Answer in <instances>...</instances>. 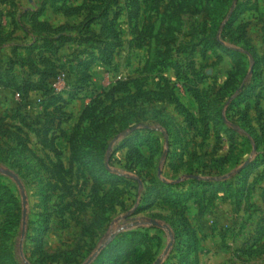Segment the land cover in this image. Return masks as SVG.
<instances>
[{
    "label": "rangeland",
    "instance_id": "obj_1",
    "mask_svg": "<svg viewBox=\"0 0 264 264\" xmlns=\"http://www.w3.org/2000/svg\"><path fill=\"white\" fill-rule=\"evenodd\" d=\"M6 1L9 5L17 2L20 9L30 7V0ZM35 1L39 7L43 0ZM242 1L248 0L91 3L120 9L116 31L121 38L112 65L104 70L102 85H92L95 91L108 89L115 83V74L130 82L116 87L118 99L106 97L84 117L81 113L72 118L80 111L70 109V120L64 124L69 131L73 129L67 139L68 154L60 150L56 155L46 142V132L42 143L37 137L39 130L49 127L46 121L53 119L52 114L38 115L32 107L18 113L19 104L13 109L0 96V182L11 192L0 206V264H83L108 241L90 263L98 264L101 252L130 230L143 236L128 252L116 246L108 251L109 259L117 264H155L158 259L159 264L180 262L182 256L175 252L178 234L184 240L192 235L191 254L183 264H264V235L257 236L264 217V180L255 185L258 178L250 177L249 199L240 206L235 202L237 186L182 204H175L170 195L192 188L193 179L234 181V175L264 152L260 129L261 122L264 126V74L263 86L246 100L254 128L232 131L229 127L237 124L225 112L226 125L217 112L225 100L235 98L221 95L222 87L229 79L238 85L231 78L236 72L234 62L216 44L217 40L234 46V38L220 28L230 11L225 15L218 11L233 9ZM9 5L12 12L15 6ZM247 7L240 21L248 22V35L264 61V0H250ZM10 19L14 27L12 17L6 23L11 28ZM15 35L17 41L22 32ZM252 63L250 58V65L237 78L240 89L244 83L254 84ZM136 95L142 98L133 104ZM172 97L197 122L189 124ZM114 106L116 112L111 109ZM206 115L210 116L208 126L201 122ZM165 127L178 132L184 143L170 147ZM150 130L158 138L154 158L132 169L129 144H136L149 157L148 146L141 143ZM134 137H140V143ZM181 146L186 148L185 163L178 157ZM169 152L177 155L168 159ZM171 163L178 166L171 167ZM5 170L15 173L23 187ZM138 209L142 210L137 213ZM243 248L249 250L240 251Z\"/></svg>",
    "mask_w": 264,
    "mask_h": 264
},
{
    "label": "trees",
    "instance_id": "obj_2",
    "mask_svg": "<svg viewBox=\"0 0 264 264\" xmlns=\"http://www.w3.org/2000/svg\"><path fill=\"white\" fill-rule=\"evenodd\" d=\"M248 1L250 3V0ZM248 1L237 3L233 9L228 7L226 11H218L219 15L223 13V15H225L230 11L229 18L224 22H220V28L222 29V33L226 32L225 35H229L234 38L235 43H231L234 46H224L220 42H217V40L216 44L221 51L229 56L234 62L236 72L232 74L231 78H235L233 83H237L238 85L233 86L229 79L225 86L222 87L220 90L221 95L224 94L225 96V94H228L227 98H231L235 95V98L232 100H225L224 103L220 105L217 112L219 114V119L226 125H228V122H226L228 118H225L230 116L232 122H235L237 125H232L229 128L235 132H239L246 127L251 129L254 128L248 114L251 105L249 101L246 100L252 96L255 90L263 86V58L252 44V40L248 35V22L240 21L242 14L248 8ZM93 2L99 3L102 2V0H43L39 7L26 10L16 18L14 17V11L17 2H12L9 5L6 0H0V40L4 39L2 37V32L5 29L4 18L7 17L13 18L15 28L19 26L25 31V39L29 38L22 43L13 45V57L9 61L8 68L0 70V89H12L20 94L21 99L19 107L16 110L18 113H20L23 107H26L27 105L30 106V94L32 92H38L44 95V99L40 102L39 108L35 110H37L38 115L45 114V116L48 117L52 114L54 117L53 119H49L48 117V121H46V123L49 127L45 128L44 131L39 130L37 132V137H39V141L42 143L44 136L43 132H46V142H49L50 149L56 155L61 154V151L55 144L56 139L60 136V134L58 135V132L61 134L63 133L61 131V125L70 119V115L65 111V107L89 89L92 80L91 68L93 65L97 63H100L105 67L112 65L110 64V60L117 54L118 46L121 42L120 35L116 31V21L120 16V9L109 6L102 7L103 5L100 4H98L99 7H94V5L91 6V3ZM7 5L15 6L13 7L14 10L11 12L12 7H7ZM47 6H51L55 11L60 12L65 16H76L77 18H80L81 21L77 25H53L49 21L41 19V16ZM134 6L139 7V1H135ZM138 13L139 11H136V14ZM25 23H28L30 27H27ZM94 26H98L97 31L94 30ZM69 43H75L78 47L65 58L58 57L57 54L59 50ZM21 51H24L25 55H21ZM250 58L253 60V72L251 77L254 84L248 85L247 83H244L242 84V89H240L241 83H238L237 78L243 74V69L247 65H250ZM16 66H19L22 70L24 68H28L26 71L27 76L23 77L16 74L14 72ZM60 69H67L70 73L74 74L76 76V81L71 89L58 92L52 87V85H50L49 80L56 77ZM33 77H36V79H33ZM126 82L129 83L130 80L116 81L108 89L93 92L89 103L82 112V116L84 117V115L89 113L94 105L105 100L106 97L118 99L119 97L114 96L116 93V87ZM141 98L142 96L136 95V97H134L136 102L133 101V104L138 103ZM172 99L186 115L189 124L197 122L189 109H187L182 103L180 104L178 99L173 97ZM120 100L118 103L121 102ZM258 105L259 103L255 106L256 109L259 108ZM126 107H128V105H124L123 108ZM114 108L115 106L111 109L114 110ZM106 110L110 109L108 108ZM258 111V120L260 123L262 115L259 109ZM225 112L227 113L226 117L224 114ZM18 120L21 122L20 118H18ZM209 120L210 116L206 115L202 118L201 122H205L204 124L208 126ZM260 127L261 132L264 131L262 122ZM165 131L168 135L170 147L176 145L177 143H184L182 141V136L178 132H173L169 127H165ZM148 133V137L144 138L141 144L148 146L150 151L149 157H145L136 147V144H129V146H131V150L128 158V166L132 169L145 166L154 158L155 152L158 148L157 142L155 141L158 138L153 135L151 130ZM47 137H50L49 140ZM134 138L138 140V143H140V137ZM181 149L182 150L179 152L178 157L180 159V163H185L186 148L181 146ZM176 155V153L171 154L169 152L167 158L170 159ZM216 162L217 160H215V163ZM262 165H264V152L258 155L256 162L249 163L236 175H234V181L228 182L213 181L210 179H193L191 181L193 184L192 188L184 193H178V191H176L170 195L174 196L173 202L175 204H182L183 202L191 199H201L202 197L206 198L209 193H217L224 189L231 190L233 187L237 186L235 188V202L237 206H240L244 201L249 199V191L251 189L249 184L250 177L253 176L254 172ZM173 166H175V164L171 163V167ZM256 177L259 179L261 178V175H254V178ZM7 194L11 195L10 190L5 184L0 182V206L3 205L2 199ZM140 210L142 209H138L137 213H139ZM258 225L259 232H257V236L258 238H261L264 235V217ZM142 236V232L133 230L119 234L110 246L101 252L99 259L101 258L102 260L98 264H117V261H111L109 259L110 255H107L108 251L116 246L120 247L121 250H126L128 252L129 248L132 246L131 244L137 242ZM177 237H179V239L175 252L178 253V257L182 256L180 259L182 261L175 262L174 264H183L184 262L187 263L186 256L191 254L193 245L191 243L192 235H186V240L182 239L183 236L180 234H178ZM246 250H249V248L240 249V251ZM104 254L106 257H104Z\"/></svg>",
    "mask_w": 264,
    "mask_h": 264
},
{
    "label": "crops",
    "instance_id": "obj_3",
    "mask_svg": "<svg viewBox=\"0 0 264 264\" xmlns=\"http://www.w3.org/2000/svg\"><path fill=\"white\" fill-rule=\"evenodd\" d=\"M30 2V7H25L23 9H20V7H16L15 10L17 13H19V15L29 9H34L36 7H38L37 2L34 1H29ZM18 15V16H19ZM17 18V17H16ZM6 19L4 18V25H5V29L2 32V37L4 38L3 40H0V70H5L8 68V64L9 61L11 60V58L13 57V53H12V47L13 45L17 44V43H22L23 40H28L29 38L24 39V37H26V33L25 31L20 28L19 26L17 28H15V26L13 27L11 24V19H10V24H11V28L9 27V25L6 23ZM42 20H46L49 21L51 24L56 25V26H60V25H77L81 19L77 18L76 16H65L60 12L55 11L51 6H47L44 13L41 16ZM8 25V29H6V26ZM25 25L27 27H30L28 23H25ZM94 30L97 31L98 30V26H94ZM16 32L21 33V36H18L17 39L20 41H16L15 39H13L14 37H16ZM13 41H16V43ZM78 45L75 43H69L66 44L65 46H63L57 56L60 58H65L66 56H68L69 54L72 53V51L77 48ZM21 55H25L24 51H21ZM105 66L97 63L95 65L92 66L91 68V75H92V80L90 83V87L89 89L86 90V92L84 94H81V96L73 101H71L66 107H65V111L70 115L71 111L70 109H74V111H80L79 114L77 113V115H73L72 118H77V116H80V114L83 112L84 108L86 107V105L89 103L90 97L92 96L93 92H95L96 88H94V85H92L93 82L100 84V86L103 83V79L105 77L104 74V70H105ZM28 68H24L23 70L19 67L16 66L14 72L20 76H27L26 75V71ZM106 78V77H105ZM33 79H36V77ZM76 81V76L74 74L71 73L70 76L66 77V82H71L74 83ZM62 85V84H60ZM106 88V87H105ZM99 90V89H98ZM102 89H100L101 91ZM14 90L12 89H0V96L4 97V101H6L8 103V105L13 108L16 109L17 108V104H19L18 100L15 99L14 97ZM40 93L38 92H32L30 94V108L32 107L33 110L36 109V107L34 106L35 103V99L37 98V96H39ZM3 104H0V109H2ZM8 107V106H7ZM27 107V108H29ZM188 107V105H187ZM26 107H23L22 110H24ZM78 108V109H77ZM189 108V107H188ZM11 109V110H13ZM77 109V110H76ZM193 110V109H190ZM36 111V110H35ZM71 117V116H70ZM71 118V119H72ZM70 120V119H69ZM68 120V121H69ZM66 122L62 123L61 125V131L63 132L62 134L60 133V136L56 139L55 144L57 146V148L61 151L64 152V154H68L70 152L69 149V145L67 143V139L68 136L70 135V133L72 132V128L71 131H69V128H64V124ZM66 137V138H64ZM257 173H261V178H259L258 180L255 181V185H257L258 182L263 181L264 180V165H262L261 167H259L256 171H255V176H257ZM254 175L251 176L252 178H254ZM264 186V185H262Z\"/></svg>",
    "mask_w": 264,
    "mask_h": 264
},
{
    "label": "built area",
    "instance_id": "obj_4",
    "mask_svg": "<svg viewBox=\"0 0 264 264\" xmlns=\"http://www.w3.org/2000/svg\"><path fill=\"white\" fill-rule=\"evenodd\" d=\"M70 75H71V73L67 69L66 70L60 69L58 71L57 76L54 77V78H51L49 80V83L58 92H60L62 90L71 89L73 87V85L75 84V82L74 83L66 82V77H68ZM113 79H114L115 82L123 80L121 74H115ZM60 84H62V85H60ZM14 97H15L16 100H18L20 102L21 96H20V94L18 92H16V91L14 92ZM43 99H44V95L43 94H39V96H37V98L35 99V103H34V106L36 107V109L39 108V104H40V102ZM26 107H29V106L27 105Z\"/></svg>",
    "mask_w": 264,
    "mask_h": 264
},
{
    "label": "water",
    "instance_id": "obj_5",
    "mask_svg": "<svg viewBox=\"0 0 264 264\" xmlns=\"http://www.w3.org/2000/svg\"><path fill=\"white\" fill-rule=\"evenodd\" d=\"M30 1H32V0H30ZM247 163V162H246ZM245 163V164H246ZM0 171H1V168H0ZM5 172L10 176V177H12L17 183H18V185L22 188L23 187V185L21 184V182H20V180H19V178H18V176L15 174V173H13L12 171H10V170H5ZM25 197V196H24ZM24 202H26V201H24ZM26 215H27V211H26V208H24V211H23V232H24V229H25V224H26ZM113 236H114V234H113ZM108 243V241H106L105 242V244H101L100 246H99V248H98V251L96 252V253H94V255H92L86 262H84L83 264H90L93 260H94V258L97 256V254L103 249V247L106 245ZM160 263V259H158L157 261H156V263L155 264H159Z\"/></svg>",
    "mask_w": 264,
    "mask_h": 264
}]
</instances>
